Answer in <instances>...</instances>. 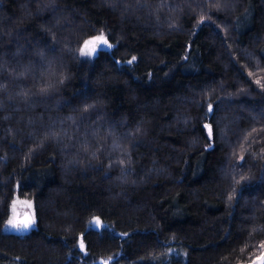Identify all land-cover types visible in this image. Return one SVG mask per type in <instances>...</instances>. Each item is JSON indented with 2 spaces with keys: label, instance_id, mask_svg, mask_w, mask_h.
Wrapping results in <instances>:
<instances>
[{
  "label": "trees",
  "instance_id": "trees-1",
  "mask_svg": "<svg viewBox=\"0 0 264 264\" xmlns=\"http://www.w3.org/2000/svg\"><path fill=\"white\" fill-rule=\"evenodd\" d=\"M0 84V264L258 263L264 0H0Z\"/></svg>",
  "mask_w": 264,
  "mask_h": 264
},
{
  "label": "snow or ice",
  "instance_id": "snow-or-ice-1",
  "mask_svg": "<svg viewBox=\"0 0 264 264\" xmlns=\"http://www.w3.org/2000/svg\"><path fill=\"white\" fill-rule=\"evenodd\" d=\"M49 2L51 3L52 0H49ZM103 47H107V48H111L112 45L108 43V40L106 39V37L104 36V34L102 33L99 36H95L92 37L90 40H86L84 42V45L79 49V54L81 57H91L93 56L95 53H97L98 49H101ZM136 58L133 57L132 60H135ZM129 64L132 63V61H128ZM28 69L25 68V71H27ZM24 72H21L20 75H23ZM4 88V86L2 84H0V90H2ZM25 97V100H27V94H22ZM209 110H211V105H209ZM53 135H57L56 133H52ZM34 221L29 218L26 219L24 221H17L14 218H10L7 221V224L9 226H11L14 229H19V230H26L29 229L32 225H33ZM95 223L98 225L99 224V220L96 219ZM85 246L83 244V242L80 243V248L83 249Z\"/></svg>",
  "mask_w": 264,
  "mask_h": 264
},
{
  "label": "rangeland",
  "instance_id": "rangeland-1",
  "mask_svg": "<svg viewBox=\"0 0 264 264\" xmlns=\"http://www.w3.org/2000/svg\"><path fill=\"white\" fill-rule=\"evenodd\" d=\"M101 34H98V35H95V36H99ZM95 36H92V37H95ZM105 36V35H104ZM92 37L88 38L87 40H90ZM109 43V42H108ZM84 45V43H83ZM82 45V46H83ZM100 49H98L97 53H95L93 56L91 57H84V58H90V59H93L99 52ZM26 211H31L32 213H34L33 211V202L31 199H28V198H24V197H20V196H16L14 198V200L12 201V205H11V212H10V216H9V219L10 218H14V219H17V217L19 215H22L24 212ZM8 219V220H9ZM5 229L8 230V231H16V230H19V229H14L12 228L11 226H9L6 222V225H5ZM81 242H83L84 246H85V242L82 240ZM80 242V243H81ZM83 250H85V247L83 248ZM175 252L176 255H179L180 252L179 251H176V250H173L172 253ZM258 264V263H256Z\"/></svg>",
  "mask_w": 264,
  "mask_h": 264
},
{
  "label": "water",
  "instance_id": "water-1",
  "mask_svg": "<svg viewBox=\"0 0 264 264\" xmlns=\"http://www.w3.org/2000/svg\"><path fill=\"white\" fill-rule=\"evenodd\" d=\"M29 218H31L34 221L33 213L31 211H26L22 215H19L16 220L17 221H24V220L29 219ZM33 225H34V223H33ZM32 226L29 229H31ZM29 229H26V230H29ZM258 264H264V252L262 253L260 258L258 259Z\"/></svg>",
  "mask_w": 264,
  "mask_h": 264
}]
</instances>
